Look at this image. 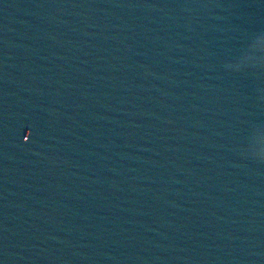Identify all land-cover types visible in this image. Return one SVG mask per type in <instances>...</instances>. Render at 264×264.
I'll use <instances>...</instances> for the list:
<instances>
[{
  "label": "water",
  "instance_id": "water-1",
  "mask_svg": "<svg viewBox=\"0 0 264 264\" xmlns=\"http://www.w3.org/2000/svg\"><path fill=\"white\" fill-rule=\"evenodd\" d=\"M0 264H264V0H0Z\"/></svg>",
  "mask_w": 264,
  "mask_h": 264
}]
</instances>
